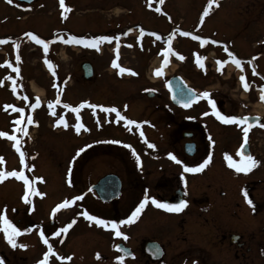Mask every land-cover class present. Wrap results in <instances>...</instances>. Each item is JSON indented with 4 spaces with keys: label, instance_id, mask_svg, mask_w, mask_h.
<instances>
[{
    "label": "rangeland",
    "instance_id": "obj_1",
    "mask_svg": "<svg viewBox=\"0 0 264 264\" xmlns=\"http://www.w3.org/2000/svg\"><path fill=\"white\" fill-rule=\"evenodd\" d=\"M65 6L70 11L65 12L59 0H35L23 6L13 0L11 3L0 0V41H4L0 43V132L8 133L0 136V172H22L28 181L25 184L24 180L7 175L0 179V215L14 222L20 217L14 209L24 204L21 180L29 193L34 188L37 191L30 197L33 206L38 200L42 207L39 214L31 210L29 217L40 219L45 227L53 230L50 237L45 232L34 235V231L25 229L27 234L21 232L14 236L15 242H27L30 238L55 242L62 253L74 252L67 264H105L96 258L87 259V242H111L117 231L111 227L113 219L125 221L118 225V230L129 242L142 237L144 229L127 222L134 201L130 188L134 182V150L150 142L157 143L159 148L180 147L185 139L180 131L174 132L176 125L170 132V125L167 127L162 122L156 133L148 124L127 128L117 121L114 112L105 109L116 108L129 120H157L162 114L159 109L152 112L150 106L169 105L165 82L175 74L202 98L187 112L171 108L173 118L187 116L202 124L203 152L207 147L205 153L209 152L210 156L205 158L209 163L200 173L201 178H188L189 186L196 193L194 180L201 182L198 191L203 193L196 200L199 209L184 216L185 225L181 228L178 218L182 215L177 213L170 217L156 215L157 228L171 241L172 258L180 260L179 251L186 248L179 241L183 236L188 242H204L192 231L196 226L204 229L216 222L214 230L220 242L224 233L232 231L255 235V239L260 234L264 236V230L260 232L264 229V102L259 99V93L264 94V0H214L211 7L209 0H163V3L160 0H65ZM206 7H209L208 14L203 15ZM29 32L49 42L47 53L43 45L26 35ZM184 32L190 35L185 36ZM161 34L166 38L159 42L157 36ZM72 35L86 39L107 35L113 40L101 42L97 48L63 42ZM196 36L201 40L195 39ZM169 47L172 51L165 56L164 49ZM232 57L241 64L237 66ZM45 59L54 67L49 68ZM83 62L92 66L89 78L83 76ZM17 67L19 74L15 71ZM121 68L131 69V72H121ZM157 68L161 69L160 75L156 74ZM244 83L249 85L247 89ZM58 87L60 100L69 105L67 108L54 104ZM148 92L160 98H149ZM204 92L222 103L219 104L225 115L261 116V124L248 136L251 156L257 161L249 171H237L228 159L241 167L248 163L240 160L236 153L234 156V147L243 136L242 129L232 123L217 125L202 115L206 109ZM32 94L41 100L35 108ZM9 105L12 107H7ZM20 108L24 109L23 113L14 110ZM17 119L21 121L19 125L15 123ZM61 120L62 123H57ZM21 129L25 135L24 142L19 144ZM11 136L17 139L12 142ZM107 172L119 176L123 184V198L119 203L124 208L119 213L113 211V205L87 196L77 200L69 210L56 212L53 220L58 228L46 225L54 204L84 193L87 183ZM87 205L91 209L89 215L98 219L107 217L108 227L87 220L83 215ZM211 206L216 207L217 214ZM152 217L155 215L147 210L140 224ZM69 224L71 227H67ZM64 228L67 231H61ZM7 242L0 221V250L5 251ZM220 245L225 252L227 244ZM27 246L26 254L30 255L35 247ZM227 253L221 254L219 264H233L228 255L225 256ZM25 259L24 256L12 259L7 264H28ZM1 260L0 257V264H5ZM252 264L264 262L256 259Z\"/></svg>",
    "mask_w": 264,
    "mask_h": 264
},
{
    "label": "flooded vegetation",
    "instance_id": "obj_2",
    "mask_svg": "<svg viewBox=\"0 0 264 264\" xmlns=\"http://www.w3.org/2000/svg\"><path fill=\"white\" fill-rule=\"evenodd\" d=\"M14 2L20 6H23L24 3H19L14 0ZM16 7V6H15ZM22 10V7H21ZM23 34V32H20ZM26 97L27 94H24ZM149 98H160L158 96H149ZM166 101L169 103V105H152L150 106L153 110L152 112H156L155 109H159L161 115V118L157 120H153L154 118H147V119H135V124L129 125L127 121L129 119H122L120 120L121 123L126 124L127 128L129 127H145V125H149V129L153 131L154 133L159 131L158 124L162 122L163 124L166 123L167 127L170 125L171 129L170 132L174 131L172 130V126L176 125L175 133H181V136L185 139L181 146H175L170 145L163 147L161 146L156 147L157 143H148L147 145H144V147L138 149L136 148L133 153V186L130 187L133 194H129L132 197H134L133 205L130 210V214H132L133 211L137 207H139L140 203L142 201H145L144 207L141 209L140 213L136 217L133 218L132 222L137 226L138 228H143L144 234L141 238H138L136 242H129L124 236H116L111 238V242H87V259H97V260H103L105 261V264H219L221 260V254L223 256V253L228 252L225 254V256L228 255L229 261H231L233 264H235L236 261H238V264L244 263V264H252L256 259H261L264 262V236L262 234L259 235L258 239H255V235H249V239H246L245 234L237 233V232H228L224 233L221 238L223 242L219 241L218 235L215 233V223L209 224L206 228L200 229L197 226L192 229L194 233H196L197 236H200L204 242H188L187 237H182L179 239L180 242L183 243V246H186L182 250L180 255V260L177 258H172L171 254V241L164 235V233H161V230L157 228L156 223L157 218L156 215L162 214V215H168L169 217L173 214H179L180 216V226L181 228L185 225V222L187 221L184 217L185 215H191L194 214L198 209L199 206L196 204V200L198 199V195H200L203 192H199L198 189L201 185V182H198L197 180H194L196 185L195 189L196 191L191 188L189 185L188 178H195L199 179L201 178V174L206 167H204L199 172H186L185 167H198L201 163H203L204 159L210 156V153L205 151L208 149L205 147V150L203 152V128L202 124L194 120L193 118H188L187 116H180L176 120V118H173V111L171 108H174L175 110H179L180 113L187 112L189 109H192L193 106L200 100L201 95L199 94L198 100L193 103L188 109H184L182 107L174 105L171 100L170 96H166ZM36 97L32 95V100L36 102ZM260 100H263L262 98H259ZM165 101V102H166ZM213 102L215 104V108H213ZM138 103V102H135ZM204 106L206 107L205 110L202 111V115L204 114L205 117L210 118L212 121H214L217 125L221 124L223 121L220 120L216 115L215 112H220L221 115H225V112L222 110V104L219 100H215L211 97H204L203 100ZM220 103V104H219ZM138 107V106H137ZM162 107V108H161ZM150 109V108H149ZM158 111V112H159ZM175 114L176 111H174ZM117 113L114 112L115 118L119 120L117 116ZM228 115H236L233 113H229ZM249 115H256V114H241L237 116H249ZM149 119V120H148ZM132 120V119H130ZM174 120V121H173ZM262 121V120H261ZM261 121L257 123L254 127L250 128L248 130L247 137L244 135V129L247 125L245 122L244 124H240L238 122H232L237 127H240L243 131V136L241 138L240 143H238L234 147V156L235 153L238 155L240 160H246L245 158H241L239 155V147L243 141L244 138L248 140V150L249 155L252 154L251 148H250V142H249V134L251 131H253L257 125L261 124ZM158 127V128H157ZM164 130V128H161ZM170 134V133H169ZM25 135V132L23 129H21L19 138L17 142L19 144L23 143V136ZM12 142L14 140H11ZM186 143H192L193 146L191 148V153H188V151L185 149ZM208 146V145H206ZM169 147V148H168ZM211 148L210 146H208ZM171 154V155H169ZM175 157L173 159L172 157ZM179 161V163L177 162ZM206 171V170H205ZM112 173V172H107ZM104 173V174H107ZM102 174V175H104ZM102 175L96 177V179L91 180L89 183H87L86 188L84 190V193H82V198H87V196H90V199H98L103 204H111L114 207H111L114 209L113 211L119 213L123 208V204L119 203L121 202L123 198V193L121 189V195L118 199H114L110 202H103L101 201L98 196L96 195V192L93 188H91V185L95 183ZM21 183V199L24 201V204L21 205V208L14 209V213L20 214V217L17 219L16 222L14 220L12 221L11 218H7L14 224L18 229H20V233H26L24 230H30L34 231V235L39 232H45L48 233L50 236V232L53 231L49 227H45L44 224L41 223L40 219L32 220L29 215L32 213L39 214L42 207L37 202L38 200L34 201L30 199L31 195L37 194V191L35 188L28 192L27 186L20 180ZM123 186V184H122ZM202 189V188H201ZM34 193V194H33ZM134 195V196H133ZM81 196V194H75L72 197ZM71 198V197H70ZM80 198V199H82ZM80 199H76L80 200ZM156 200L160 203H167V204H178L181 200L187 201L186 206L180 211V212H174V211H168L166 209L157 207L152 201ZM74 201V202H75ZM37 207L35 208V206ZM90 205V204H89ZM23 206V207H22ZM123 206V207H122ZM88 208V209H87ZM86 211L88 214H91V209L87 205ZM24 209V210H22ZM52 208H50L51 210ZM130 209V208H129ZM208 209V208H207ZM31 210L34 212L31 213ZM149 210L152 215H155V217H152V219L144 221L143 224H140L143 216L145 213ZM211 210L217 214L216 207L211 206ZM144 212V213H143ZM143 213V215H142ZM4 216V215H3ZM48 223L46 225L51 226L52 229L58 228L56 224L54 223V220L50 219V215L48 216ZM88 220V219H87ZM103 220L107 221V217H104ZM90 221V220H89ZM112 221H115L117 225H119L121 220L113 219ZM188 224V222H187ZM208 224V223H207ZM57 230V229H56ZM59 230V229H58ZM264 229H262L263 232ZM183 231V230H182ZM259 232V233H260ZM264 233V232H263ZM27 234V233H26ZM236 234L238 238L235 242L231 241L232 235ZM217 235L215 239H213V236ZM51 237V236H50ZM176 241V242H179ZM196 241V240H193ZM229 241V242H227ZM6 242H4L5 244ZM8 244L5 246V251L0 250V257L2 258V262L7 264L8 262H11L12 259L25 257V261L28 262V264H39L40 261L44 260V253L48 251L49 246L52 248V252L49 253L47 257V264H67L70 263L71 259H67L68 257H73V251L68 250L65 252H61L60 246H56L55 242H43L42 240H39L37 238H30L27 240V242H16V246L13 247L12 244L7 242ZM224 244V246H227V249H225V252L221 251V246ZM31 244V247H35V249L32 251V254L27 255L28 253V246ZM23 245V247L21 246ZM119 246V247H117ZM41 248V249H40ZM123 252L126 254H131V256H123ZM22 253V254H21ZM178 257V253L175 254ZM30 256V257H29ZM117 256H123L124 259L122 261H119L116 259ZM66 258V259H65ZM31 259V260H30ZM222 264H226L225 262Z\"/></svg>",
    "mask_w": 264,
    "mask_h": 264
},
{
    "label": "snow or ice",
    "instance_id": "obj_3",
    "mask_svg": "<svg viewBox=\"0 0 264 264\" xmlns=\"http://www.w3.org/2000/svg\"><path fill=\"white\" fill-rule=\"evenodd\" d=\"M8 2L11 3L12 0H8ZM160 2L163 3V0H160ZM213 2H214V0H209V7H211V5H212ZM59 3H60V7L62 9H64L65 12L70 11V9L65 6V0H59ZM217 6H218V4H217ZM209 7H206L204 9L203 15H207L208 14ZM157 11H159V9H157ZM201 19H203V16L201 17ZM126 34L127 33H125V35ZM26 35L28 37H30L32 40H34L36 42V44L43 45V50H44L45 53L48 52V50H49V42L48 41H46L44 39H41L38 35H34L31 32L27 33ZM183 35L188 36V35H190V33L184 32ZM58 38L63 40V37H58ZM194 38L197 39V40H201V37H199V36H196ZM115 39L118 41L119 40V37H115ZM112 40H113V37L107 36V35L96 36V37L88 38V39H86L83 36L72 35V36H69L66 40H63V42L66 43V44L75 43V44H78V45L79 44H82V45H85V46H90L92 48H97L98 45L101 42H104V41H109L110 42ZM3 42L4 41H0V43H3ZM202 43H206V41H202ZM212 43H216V41H212ZM117 47H119V45H117ZM171 51H172L171 47L164 49L165 56H167V53H169ZM225 51H227V48L225 49ZM16 59L17 60L20 59L19 55H17ZM181 59H183V57H181ZM232 59H233L234 63L237 66H239L241 64V61L239 59H235V57H232ZM197 62L200 63L199 58H198ZM45 63L48 65L49 68H53L54 67V65L52 64V62L49 61V60H47V59H45ZM222 63H224V62H222ZM113 65L114 66L116 65V61L115 60L113 61ZM201 67H203V64H201ZM15 71H16L17 74H19V71H20L19 70V67H17L15 69ZM120 71L121 72H125V71L131 72V69L121 68ZM156 74L157 75H160L161 74V69L160 68H157L156 69ZM53 76H55V72H53ZM9 79H11V77H9ZM240 79H241V81H244L245 78L243 76H241ZM0 83H2V82H0ZM243 86H244L245 89H247L249 87V85L247 83H244ZM13 91H15V88H13ZM203 95L205 97H207L209 95V93L208 92H204ZM261 98L264 99V94H262ZM58 102H59V100H57V103ZM210 103H213V102L210 101ZM39 104H40V100H39V98H37L35 104H33L32 107L35 108ZM64 106L66 108L69 107V105H67V104L64 105ZM185 106H187V104ZM7 107H12V106L9 105ZM51 107H52V103L50 102L49 103V108H51ZM91 107H96V105H92ZM213 108H215V104L214 103H213ZM14 110L15 111H19L20 113H23L24 112V109L23 108L14 109ZM74 111H78V109H74ZM105 111L117 112V109L116 108H110V109H105ZM53 115H55V113H53ZM215 115L220 120H222L224 123L239 122L240 124H244L246 122V120H247V117H245V118L242 119V118L237 117V116H234V115H221L220 112H218V111L215 112ZM28 122L29 123L32 122L31 116L28 117ZM62 122H63L62 120L61 121H57V123H62ZM15 123L17 125H19L21 123V121L19 119H17L15 121ZM127 123L129 125H132V124H135L136 122L133 121V120H128ZM77 131H79V126H77ZM247 134H248V128L246 127L244 129V135H245V137H247ZM7 135H8V133H6V132H0V136H7ZM141 135H143V133H141ZM10 138L12 140H16L17 139L16 136H11ZM17 151H19V148L18 147H17ZM80 151H83V149H80ZM169 155H171V154H169ZM23 158H24V154L21 153V161L22 162H23ZM172 158L175 159L174 156ZM228 159H229L230 165L232 167L236 168L237 171H245V172H247L252 167H254L256 165V163H257V161L251 155H248V156L245 157V159L247 160L248 163L244 167H241V166L235 164L234 162H232L230 157H228ZM177 162L179 163V161H177ZM208 163H209V160L208 159H205L203 161V163H201L198 167H187L186 166L185 167V171L186 172H199ZM5 175L18 177V178L24 180L25 181V184L28 183L26 177L24 176V174L22 172H16V171H12V172H8V173L0 172V179H3ZM245 197L247 198V193L246 192H245ZM75 199H80V197H76ZM152 202L157 207L166 209L168 211H174V212H180L186 206V204H187V201H185V200H181L178 204L160 203L159 201H156V200H153ZM71 203H72L71 200H65L63 202V204H58L56 206V208H62V207H65V206H67L68 204H71ZM248 203L251 204L252 201L251 200H248ZM144 205H145V201H142L140 203L139 207H137L135 209V211L132 212L131 216L128 218V220H127L128 223H131L132 222L133 218L136 217L138 215V213H140V211L144 207ZM83 215H85L87 217V219L90 220V221H96V223L99 224V225H103L105 227H108V225H109V222L108 221L103 220V219H98L96 216L89 215L87 212L83 213ZM0 221L3 222L4 232L6 234V238H7L8 242L10 244H12L13 247H15L16 246V242L13 239V237L16 236V235H18L20 233V229H18L14 224H12V222L10 220H8L6 216L0 215ZM119 223L120 224H123V223H125V221L124 220H121ZM67 227H71V224H69ZM111 227L113 229H117V231L115 232V235L116 236H122L123 235V233H121L118 230V225H117V223L115 221H112L111 222ZM61 231H67V228L61 229ZM41 235H43V233H41ZM45 243H47L46 240H45ZM21 246L23 247V245H21ZM117 247H119V246H117ZM51 252H52V248H51V246H49L48 251L44 253L45 259L42 260V261H40L39 264H47V257L49 255V253H51ZM67 259L70 260L71 257H68ZM116 259L119 260V261H122L124 259V257L123 256H117ZM194 264H195V262H194Z\"/></svg>",
    "mask_w": 264,
    "mask_h": 264
},
{
    "label": "water",
    "instance_id": "obj_4",
    "mask_svg": "<svg viewBox=\"0 0 264 264\" xmlns=\"http://www.w3.org/2000/svg\"><path fill=\"white\" fill-rule=\"evenodd\" d=\"M25 3H30L33 0H18ZM81 69L83 72V76L85 78H89L92 75V66L88 62H84L81 64ZM165 87L169 92L170 100L173 104L180 106L182 108H188L191 106L192 103H194L198 99V94H196L195 90L190 88L187 83L179 76V75H173L171 76L165 83ZM148 96H151L152 93H147ZM59 100V95L56 98ZM187 104V106H185ZM245 118V117H243ZM242 118V119H243ZM260 118L257 116H248L246 122H248V127L254 125ZM193 144L192 143H186L185 149L188 151V153H191V148ZM243 146V147H242ZM239 154L243 157H246L249 155L248 152V145L247 141L245 140L241 147L239 148ZM91 188H93L98 195V197L105 202H110L114 199H117L120 196L121 193V179L119 176L115 174H105L101 176L94 184L91 185ZM63 204V203H61ZM57 209L53 210L52 213H54ZM238 238L237 235H232L231 241L235 242ZM123 256H131V254H126L123 252Z\"/></svg>",
    "mask_w": 264,
    "mask_h": 264
},
{
    "label": "bare ground",
    "instance_id": "obj_5",
    "mask_svg": "<svg viewBox=\"0 0 264 264\" xmlns=\"http://www.w3.org/2000/svg\"><path fill=\"white\" fill-rule=\"evenodd\" d=\"M262 108H263V107L259 108V111H260V112H261Z\"/></svg>",
    "mask_w": 264,
    "mask_h": 264
}]
</instances>
